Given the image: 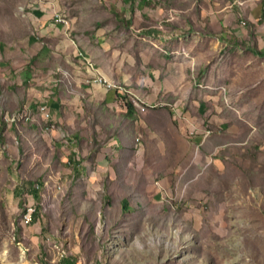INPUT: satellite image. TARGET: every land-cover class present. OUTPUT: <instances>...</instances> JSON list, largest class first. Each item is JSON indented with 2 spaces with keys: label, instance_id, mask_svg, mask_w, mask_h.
<instances>
[{
  "label": "rangeland",
  "instance_id": "1",
  "mask_svg": "<svg viewBox=\"0 0 264 264\" xmlns=\"http://www.w3.org/2000/svg\"><path fill=\"white\" fill-rule=\"evenodd\" d=\"M79 1L0 0V264H264V24L133 37L129 81L114 83L39 36L70 39ZM37 3L62 28L33 15ZM69 58L115 100L83 101L86 133L59 144L49 103L80 87ZM113 135L126 144H100Z\"/></svg>",
  "mask_w": 264,
  "mask_h": 264
},
{
  "label": "crops",
  "instance_id": "2",
  "mask_svg": "<svg viewBox=\"0 0 264 264\" xmlns=\"http://www.w3.org/2000/svg\"><path fill=\"white\" fill-rule=\"evenodd\" d=\"M31 1L36 2V0ZM56 1L59 5L63 0ZM9 3H14V0H9ZM37 4L40 6L33 11V15H39L44 23L48 21L51 26L57 25L62 28L63 25L51 20V12L48 16L43 14L48 4ZM74 7L76 12L67 16L70 21V30H68L70 39L67 33L59 34L62 31L49 27H41L39 36H45L71 56L76 57L80 51L89 55L107 79L114 83L125 81V79L129 81L124 71L129 65L127 63L129 58L125 60L123 54L128 53V50H124L123 46L127 45L133 37L142 40L152 37L158 39L166 34L181 32L180 25H183L188 38L195 37L197 31L195 27L203 31H205L204 28L211 27L218 39H224L226 27L230 26L232 21L247 20L254 25L258 22L264 24V0H80L79 3H74ZM262 31L264 37V30ZM49 32L57 34L60 39L52 40ZM70 40L73 43L75 40L77 46L74 47ZM137 44L139 45L140 42L138 41ZM67 62L69 66L66 62L63 64L64 73L69 74L68 70L75 68L72 70L73 82L70 81L72 86L75 82L80 87L73 89V93L70 94L63 89L58 103L57 101L49 103L53 108L54 121H58L63 126L50 135L52 139H57L62 134L64 139L59 140V144H76L77 134L82 136V133H86L88 129L85 124L79 122L84 115L82 102L98 99L105 103L113 102L115 94L113 89L98 92L96 86H86L82 76H76L77 64L71 65L70 58ZM114 70H117V74H114ZM61 106L62 111H60ZM76 117L80 120L78 121ZM64 127L69 128V133ZM89 132L90 135H84V137L85 139L89 137V143H91L93 131L89 130ZM94 137L97 141H101L102 131L96 128ZM100 144L126 143L113 135ZM102 149L105 151L101 152L102 156H106L104 153H110L109 147H102Z\"/></svg>",
  "mask_w": 264,
  "mask_h": 264
},
{
  "label": "trees",
  "instance_id": "3",
  "mask_svg": "<svg viewBox=\"0 0 264 264\" xmlns=\"http://www.w3.org/2000/svg\"><path fill=\"white\" fill-rule=\"evenodd\" d=\"M116 97H119L118 95ZM122 101H123V106L126 110V114L127 115H131L133 110H134V106L132 104V102L126 100V98H122ZM78 165V164H77ZM121 208L123 211H128L130 208H128V204H127V200L126 199H123L121 201Z\"/></svg>",
  "mask_w": 264,
  "mask_h": 264
},
{
  "label": "built area",
  "instance_id": "4",
  "mask_svg": "<svg viewBox=\"0 0 264 264\" xmlns=\"http://www.w3.org/2000/svg\"><path fill=\"white\" fill-rule=\"evenodd\" d=\"M53 20L54 22H57V20H65V17L63 15H53ZM40 111H42L44 113V116L49 118V114L47 112H44L45 111V106L41 107L40 108ZM138 139L136 138V141ZM33 208H27L26 212L24 213L23 215V218L26 220V221H29L30 220V217H31V213L33 212Z\"/></svg>",
  "mask_w": 264,
  "mask_h": 264
},
{
  "label": "bare ground",
  "instance_id": "5",
  "mask_svg": "<svg viewBox=\"0 0 264 264\" xmlns=\"http://www.w3.org/2000/svg\"><path fill=\"white\" fill-rule=\"evenodd\" d=\"M57 22H59V23H63V24H65L66 23V21L65 20H57ZM96 81V80H95ZM102 80L101 79H99V82H101ZM42 113V112H41Z\"/></svg>",
  "mask_w": 264,
  "mask_h": 264
}]
</instances>
